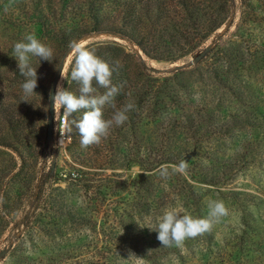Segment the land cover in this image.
Here are the masks:
<instances>
[{
    "label": "rangeland",
    "instance_id": "1",
    "mask_svg": "<svg viewBox=\"0 0 264 264\" xmlns=\"http://www.w3.org/2000/svg\"><path fill=\"white\" fill-rule=\"evenodd\" d=\"M116 1H93L101 29H123L131 10ZM90 2L0 0V264H128L129 250L146 264H264V0H133V42L93 33L66 48L62 30L99 29ZM29 33L53 57H30L38 87L25 98L13 45ZM76 46L119 62L104 119L135 105L87 149L72 123L83 110L61 133L57 107L47 137L52 89L79 94ZM210 200L228 215L162 247L165 209L206 218Z\"/></svg>",
    "mask_w": 264,
    "mask_h": 264
},
{
    "label": "clouds",
    "instance_id": "2",
    "mask_svg": "<svg viewBox=\"0 0 264 264\" xmlns=\"http://www.w3.org/2000/svg\"><path fill=\"white\" fill-rule=\"evenodd\" d=\"M75 51L76 55L69 76L71 81L78 85L79 94H74L58 85L55 93L50 94V101L54 111L57 107L63 110L62 117L66 121L74 113L83 110L82 117L72 123L79 133L81 148L87 149L99 144L102 138H106L113 126H122L128 120L127 113L133 110L135 105L127 103L123 108L115 110L110 119L105 120L104 107L107 105L115 108V97L123 87V85L115 86L111 81L113 72L120 67L119 62L110 66L108 62L99 58L94 50L86 47L76 46ZM13 57L17 61L20 75L24 77L21 85L24 97L37 95L35 93L38 87L37 69L31 66L30 57H35L40 62H49L53 57V49L41 43L34 34L29 33L22 41L14 43ZM61 78L64 79L62 70ZM93 82L106 91L96 95L97 90L93 87ZM61 137L60 145L63 142V134ZM175 167L179 172H186L187 163L184 160ZM161 175L166 177L167 172L162 171ZM2 203L3 197L0 195V204ZM208 209L206 218H194L188 214L180 215L175 208L165 209L154 225L157 240L162 247L181 248L186 240L209 233L215 223H219L222 217L228 215V210L221 200H210ZM126 261L128 264H146L144 258L138 257L131 250L128 251Z\"/></svg>",
    "mask_w": 264,
    "mask_h": 264
},
{
    "label": "trees",
    "instance_id": "3",
    "mask_svg": "<svg viewBox=\"0 0 264 264\" xmlns=\"http://www.w3.org/2000/svg\"><path fill=\"white\" fill-rule=\"evenodd\" d=\"M69 1L71 0H58V5L60 6L59 8L64 7L65 4H68ZM94 0H91L90 3H86L84 5L87 6V12L90 16V19L93 20L94 24H97V26L99 27V29H96L94 31H87L84 29L81 30H71V29H65L62 30L57 36H60V38L62 39V45L63 46H68L67 42L69 41V39H71L73 42V44L79 40H82L86 37L91 36L93 33L95 34H110L112 36H115L121 40H127V41H131L133 42V0H126L125 2L121 3V2H113L116 6L122 5L123 7H126L128 10L130 9L131 12L129 14H125L122 16V18H120V22L122 24V28L123 29H101L102 24H104L102 22V20L98 19V17L96 16L97 13H95L94 11L97 10L94 9ZM100 20V21H99ZM59 66V65H58ZM58 68V67H57ZM56 68V69H57Z\"/></svg>",
    "mask_w": 264,
    "mask_h": 264
},
{
    "label": "water",
    "instance_id": "4",
    "mask_svg": "<svg viewBox=\"0 0 264 264\" xmlns=\"http://www.w3.org/2000/svg\"><path fill=\"white\" fill-rule=\"evenodd\" d=\"M55 93V89H52V94ZM53 117H54V108L52 106V103L50 101V105H49V119H48V135L47 137L50 138L51 137V133H52V129H53Z\"/></svg>",
    "mask_w": 264,
    "mask_h": 264
},
{
    "label": "built area",
    "instance_id": "5",
    "mask_svg": "<svg viewBox=\"0 0 264 264\" xmlns=\"http://www.w3.org/2000/svg\"><path fill=\"white\" fill-rule=\"evenodd\" d=\"M60 124H61V125H60V126H61V131H60V132L62 133V130H63L62 128H63V126H64V124H65V120H64V119H62V121H61V123H60Z\"/></svg>",
    "mask_w": 264,
    "mask_h": 264
}]
</instances>
